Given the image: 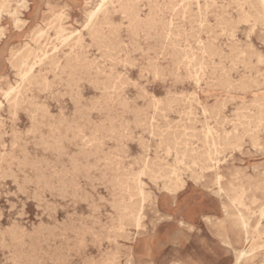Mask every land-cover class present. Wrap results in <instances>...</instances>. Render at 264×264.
<instances>
[{
  "label": "rangeland",
  "instance_id": "rangeland-1",
  "mask_svg": "<svg viewBox=\"0 0 264 264\" xmlns=\"http://www.w3.org/2000/svg\"><path fill=\"white\" fill-rule=\"evenodd\" d=\"M180 1L142 0L137 25L106 2L103 42L102 0L5 2L0 264H264V22L251 0ZM29 50L48 58L22 83Z\"/></svg>",
  "mask_w": 264,
  "mask_h": 264
},
{
  "label": "bare ground",
  "instance_id": "bare-ground-1",
  "mask_svg": "<svg viewBox=\"0 0 264 264\" xmlns=\"http://www.w3.org/2000/svg\"><path fill=\"white\" fill-rule=\"evenodd\" d=\"M8 0H0V13L5 11L9 6L5 3ZM110 1V3L114 4V3H119L123 6L125 12L130 16L131 22L134 25H137L139 23V3L142 0H102V3L100 5H98L93 11H91L88 15V22L86 27L88 28V30L93 31V34L95 36V39L97 40H103L102 38V33H101V29L99 26V16L100 14H102L105 11V6H106V2ZM172 1V0H170ZM192 1L193 0H181L180 2H177L173 5V12L175 13V15H182L183 17L185 15H187L189 12L192 11ZM201 1H204V5L201 4ZM235 2V1H234ZM237 2V1H236ZM195 3L198 7V11H199V15L203 16V14H206V10L210 7L211 3H215V0H195ZM51 6V5H50ZM245 6H248V9L245 8ZM203 7H205V10H203ZM241 7V11L245 14V18H253L255 23L256 22H264V0H251L248 3H243L240 5ZM237 14V13H236ZM6 15V14H5ZM63 15V14H62ZM61 15V16H62ZM60 16V17H61ZM238 16V15H237ZM205 18V17H204ZM13 21V20H12ZM41 21V20H40ZM74 24V23H73ZM159 24V23H158ZM43 25V24H42ZM35 27V26H34ZM216 27V26H215ZM243 27V26H242ZM241 27V28H242ZM250 28V27H249ZM243 29V28H242ZM65 30L60 29L59 33L64 32ZM202 32V30H201ZM31 33V32H30ZM201 35V34H200ZM243 35V34H242ZM29 40V39H28ZM68 40V38H66V41ZM199 41V40H198ZM103 42V41H102ZM24 44V43H23ZM10 48V47H9ZM209 47H207L206 45H202L201 49L202 50H207ZM230 52V51H229ZM163 53V52H162ZM232 53V52H231ZM234 54V53H233ZM214 55V54H213ZM169 57V56H168ZM48 58V54L47 52H42L41 54H36L34 51L29 50L28 53L24 56H22L20 58V62H19V76L20 79L22 81V83H30L33 79H34V69L35 66L37 65V60L39 59V61H44L45 59ZM161 58V57H160ZM163 60V59H162ZM8 62V61H7ZM204 62V61H203ZM202 62V63H203ZM206 62V61H205ZM163 63V62H162ZM8 64V63H7ZM10 64V63H9ZM201 65V64H200ZM11 66V65H9ZM174 66V65H173ZM169 68V67H168ZM151 69V68H150ZM157 71V70H156ZM155 71V72H156ZM202 71V70H201ZM185 72V71H184ZM170 73V72H169ZM249 73V72H248ZM196 74V72H195ZM157 76V75H156ZM107 80V79H106ZM116 81V80H115ZM132 81V80H131ZM197 81V80H196ZM240 82V81H239ZM18 84H16L17 86ZM20 88L21 85H18L17 87H9V92L6 94V101H9L10 103H12V105L14 107H18L20 104ZM200 90V89H199ZM125 91V90H124ZM16 95L14 97H11L12 94ZM5 97V96H4ZM199 97V96H198ZM156 99V98H155ZM199 99V98H198ZM242 99V98H241ZM260 99V98H259ZM254 100V99H253ZM154 101V100H153ZM195 101V100H194ZM118 103V102H117ZM201 103V102H200ZM156 104V102H155ZM122 105V104H120ZM147 105V104H146ZM161 105V104H160ZM166 105V104H165ZM201 105V104H200ZM155 106V105H154ZM158 106V104H157ZM191 106V105H190ZM207 107V106H206ZM147 109V108H146ZM237 109V108H236ZM165 110V109H164ZM192 110V108H191ZM196 111V110H194ZM204 111V110H203ZM47 112V111H46ZM48 113V112H47ZM189 113V112H188ZM202 113V112H201ZM9 114V113H8ZM66 115V114H65ZM181 116V115H180ZM212 116V115H211ZM80 117V116H79ZM254 117V116H253ZM26 118V117H25ZM135 118V117H134ZM28 120V119H27ZM185 122V121H184ZM30 123V122H29ZM263 123V119L259 118L258 119V126H261ZM233 124V123H232ZM175 127V126H174ZM208 127V126H207ZM169 128V127H168ZM260 131V130H258ZM144 132V131H143ZM153 134V133H152ZM151 134V135H152ZM227 139L229 140V136H227ZM188 142V141H187ZM218 141L217 139L213 136L212 131H208L207 134V144L211 147L210 150L208 151V155H207V160L209 162H212L214 160V157L219 153L218 150ZM246 143V142H245ZM79 146V145H78ZM175 146V145H174ZM244 146V145H243ZM212 147H214L212 149ZM51 149V148H50ZM78 149V148H77ZM81 149V148H80ZM126 150V149H124ZM128 150V149H127ZM114 151V150H113ZM101 153V152H100ZM97 155V154H96ZM89 157V156H88ZM143 157V156H142ZM95 159V158H94ZM84 161V160H83ZM167 162V161H166ZM225 163V162H224ZM221 164V163H219ZM72 166V165H71ZM214 166V165H213ZM146 169H149L148 166L145 167ZM218 168V166H217ZM253 171V170H252ZM73 173V172H72ZM172 173V172H171ZM218 174V173H217ZM199 177V176H198ZM94 178V177H93ZM83 179V178H82ZM148 180V179H147ZM45 181V180H44ZM166 181V180H165ZM180 181V177L179 175L175 174V177L171 179L170 184L168 189L171 191H175L178 188V182ZM152 183V182H151ZM195 183V182H194ZM220 183V182H219ZM153 184V183H152ZM13 185V184H12ZM147 185V184H146ZM17 187V186H16ZM87 188V187H86ZM150 188V187H149ZM54 189H57V187H55ZM53 189V190H54ZM73 189V188H72ZM71 189V190H72ZM219 189V188H218ZM105 191V190H104ZM138 192L140 195H144L143 189L142 187L138 188ZM61 193V192H60ZM46 194V193H45ZM44 194V195H45ZM62 194V193H61ZM39 195V194H38ZM41 196V195H40ZM73 196V195H72ZM196 196V195H195ZM33 197V196H32ZM99 197V196H98ZM100 198V197H99ZM60 199V198H59ZM22 200V199H20ZM55 201V199H54ZM92 201V200H91ZM174 201V200H173ZM34 202V201H33ZM63 202V201H62ZM104 203V202H103ZM75 204V203H74ZM192 204V203H191ZM36 206V205H35ZM94 206V205H93ZM37 208V206H36ZM23 209V207H22ZM38 209V208H37ZM87 209V208H86ZM51 211V210H50ZM114 211V210H112ZM43 213V212H42ZM52 213V212H51ZM75 213V212H74ZM38 214V213H37ZM89 214V213H88ZM127 215L129 217H131L132 219H134L135 221H138L140 219V214H138L137 212H135V209H131ZM40 218V217H39ZM55 218V217H54ZM53 218V219H54ZM79 218V217H78ZM21 219V218H20ZM61 219V218H60ZM88 219V218H86ZM58 220V219H57ZM71 220V219H70ZM96 220V219H95ZM241 220L243 222V225H245L247 227V224L244 221V218L241 217ZM99 222V221H98ZM76 223V222H75ZM41 224H43L41 222ZM86 224V223H85ZM181 224V223H180ZM59 225V224H58ZM94 225V224H93ZM261 225V224H260ZM50 226V225H49ZM60 226V225H59ZM82 226V225H81ZM80 226V227H81ZM63 233V232H62ZM80 233V232H79ZM77 233V234H79ZM82 233V232H81ZM246 234L248 235V231L246 232ZM71 235V234H70ZM83 236V235H82ZM23 240V239H22ZM17 241V240H16ZM59 241V240H58ZM92 242V241H91ZM19 243V242H18ZM229 247V246H228ZM68 253V252H67ZM235 253V252H234ZM247 255L246 251H240L237 253L236 255V263L235 264H239L240 261L242 260V258H244ZM9 262V261H8Z\"/></svg>",
  "mask_w": 264,
  "mask_h": 264
}]
</instances>
